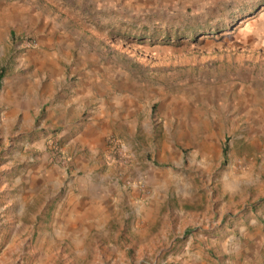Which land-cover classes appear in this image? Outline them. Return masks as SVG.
Returning a JSON list of instances; mask_svg holds the SVG:
<instances>
[{
  "label": "rangeland",
  "instance_id": "rangeland-1",
  "mask_svg": "<svg viewBox=\"0 0 264 264\" xmlns=\"http://www.w3.org/2000/svg\"><path fill=\"white\" fill-rule=\"evenodd\" d=\"M1 66L0 264H187L199 235L264 264V0H0Z\"/></svg>",
  "mask_w": 264,
  "mask_h": 264
},
{
  "label": "crops",
  "instance_id": "crops-1",
  "mask_svg": "<svg viewBox=\"0 0 264 264\" xmlns=\"http://www.w3.org/2000/svg\"><path fill=\"white\" fill-rule=\"evenodd\" d=\"M4 70V68L1 66ZM5 71H3V75L0 79V99L2 98V87H3V81L5 80ZM23 85V84H22ZM45 86L47 84L41 86L40 92L44 93ZM20 86L19 82H16L15 84L11 85V88L7 90L6 92V109L10 113L11 118H16L18 116H21V114H24L26 112H29V104L34 99L26 98H20L18 100V96L20 94V89H18ZM80 93H84L80 91ZM42 96V94H41ZM70 96H73L71 94ZM77 103L76 98H72L70 100L66 99L65 104H59L58 106H54L51 111H49L51 118H54L57 110L59 112H63L62 108H65V110L68 108L69 112L74 108V105ZM77 106V105H75ZM40 108H36V111H38ZM34 111V112H36ZM95 124H87L84 126L82 131L79 134L78 139L82 140L83 143H86L89 145L91 143L90 135L94 132ZM88 182L85 180L83 182L79 183V190L78 191V197L76 200H74L71 204L73 206V210H87L92 207H96L97 204L96 200L99 196V194L102 196L105 194V190L103 189V193L101 189H94L91 188V186H88ZM69 204V205H71ZM71 227V225H70ZM205 227H207L205 225ZM203 227V228H205ZM213 226L209 227L212 228ZM208 234V232H206ZM200 239L192 237L189 238L183 245V252L179 259L184 261L187 264H262V260L259 257L260 250H253L252 253L250 252V249H244L242 250V257H238V259H233L231 255L229 254L232 251V237H228L226 240L219 242L215 238H212L213 236L207 237L206 235H199ZM264 238L261 237V240ZM236 249L239 247V244H236L234 246ZM255 251V252H254ZM237 252H239L237 250ZM204 257V260H203Z\"/></svg>",
  "mask_w": 264,
  "mask_h": 264
},
{
  "label": "built area",
  "instance_id": "built-area-1",
  "mask_svg": "<svg viewBox=\"0 0 264 264\" xmlns=\"http://www.w3.org/2000/svg\"><path fill=\"white\" fill-rule=\"evenodd\" d=\"M110 145H112L113 152H110V154H112V158L108 156V159L112 161L113 157H116L115 154L117 152L120 153L123 147L120 146V144H118V142L114 139L110 140Z\"/></svg>",
  "mask_w": 264,
  "mask_h": 264
},
{
  "label": "trees",
  "instance_id": "trees-1",
  "mask_svg": "<svg viewBox=\"0 0 264 264\" xmlns=\"http://www.w3.org/2000/svg\"><path fill=\"white\" fill-rule=\"evenodd\" d=\"M3 69L2 68H0V79H1V77H2V75H3ZM223 152L225 153V148H223Z\"/></svg>",
  "mask_w": 264,
  "mask_h": 264
}]
</instances>
